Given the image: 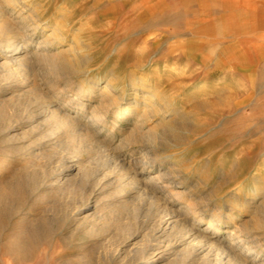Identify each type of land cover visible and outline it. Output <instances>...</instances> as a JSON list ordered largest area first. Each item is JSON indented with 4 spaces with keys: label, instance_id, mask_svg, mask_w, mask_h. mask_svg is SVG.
I'll return each mask as SVG.
<instances>
[{
    "label": "rangeland",
    "instance_id": "obj_1",
    "mask_svg": "<svg viewBox=\"0 0 264 264\" xmlns=\"http://www.w3.org/2000/svg\"><path fill=\"white\" fill-rule=\"evenodd\" d=\"M0 12L13 28L0 66L9 38L45 54L29 79L0 69V264H204L157 235L163 206L264 261V0H0ZM66 101L90 135L54 127L47 112ZM120 160L167 186L156 203Z\"/></svg>",
    "mask_w": 264,
    "mask_h": 264
},
{
    "label": "bare ground",
    "instance_id": "obj_2",
    "mask_svg": "<svg viewBox=\"0 0 264 264\" xmlns=\"http://www.w3.org/2000/svg\"><path fill=\"white\" fill-rule=\"evenodd\" d=\"M12 32H13L12 26L10 25L9 21L6 19V16L4 15V13L0 12V37L4 36L6 34L12 33ZM49 37L56 38V36L54 34L49 36ZM49 37L48 38L46 37L45 40L43 41V43L44 42L47 43L49 40ZM9 39H11V38H9ZM9 39H7L5 46L7 48L6 51H8L10 53V55H7V57H5V59H7V60H5V62L0 66V69L7 67L8 73L11 72V73L15 74V73L21 72L28 77L31 74L32 68L34 67L33 66L34 65V62H33L34 59L38 60L39 58H43V57H45V54H43L42 52H39V53L37 52V54L29 53L28 49H26L23 46L24 41H23L22 37H21V39H16L13 41H8ZM40 44L41 43H38L37 46L39 47ZM31 76H32V74H31ZM29 78L30 77H28V79ZM81 86L82 85H80V87ZM82 89L85 90V88H82ZM54 106H56V107L50 108V110H49V112H47V114L49 113V116L52 118V121L54 122L55 128H60V129L63 128L66 132L67 131L77 132V133H79V135H83V136L89 134L88 133L89 127L87 125H82L79 121V118H77L78 111L76 112V114L74 116H72L70 113L66 112V108H69V109L72 108V102L71 101H66L64 103V106H63L64 108L60 107L58 105H54ZM129 110L130 109H128V110L123 109L122 110V108L121 109L117 108V114H118V116L124 115V114L126 115V113L129 112ZM96 118L97 117L90 119V121H95V122L99 121ZM67 134H69V132ZM87 137H85V138H87ZM90 137H92V136H90ZM85 143H86V141H85ZM117 162L118 163H116V165H119L121 167V169L124 170L126 172V174L128 175L129 181L134 183L135 194H138L140 196L139 198H141V200L143 202L146 203V201H148V203H152V202L154 203L156 200H158V196H156V194H155L156 191H159L162 188H167V186H165L163 184L162 185L160 184L159 186L156 185L155 187H153L151 182L140 181L137 178L136 174H133L134 171H132L129 164H126L123 160H120V162L119 161H117ZM62 174H63V172H61L59 174V176H61ZM159 177H161V176H159ZM125 178H126V176H125ZM60 179H61V177H60ZM132 183H130V184H132ZM128 186H130V185H128ZM131 194H133V193H131ZM125 196H127L126 193H125ZM125 196L123 198H125ZM126 201H128V200H126ZM125 204H127V203H125ZM125 204H124V206H125ZM157 204L159 206V203H157ZM158 211H160V210H158ZM160 214H161V216H160L161 218H160L157 230H156L157 235L159 237L166 236V240H168V241L176 238L179 240V243H181V242L186 243L187 242L188 247L186 249H184V251H182V254H184V256H188V255L189 256L190 255L196 256V255L204 252V254H205V257L203 259L204 264H252L250 261H248L247 258H245L244 256L237 253L234 246L228 245V244L226 245L223 241H218L216 239L214 240L215 241L214 242L213 238L210 237L209 235H207L206 232L199 231L198 229L195 228L194 225H190V226L185 225V221H186L185 219L186 218H185L184 214H186V212L184 213V211L181 212L178 210L168 209L166 206H163L161 211H160ZM228 215H226V217ZM223 216L225 218V215H223ZM196 219L201 221V219L199 217ZM219 222L217 220H214V222L211 220L208 221L207 226H206V230L212 231L213 234L215 233L217 235L221 234V233H226V231H227L226 229L224 230L218 226L220 224ZM214 237H215V235H214ZM237 238H238V241L236 243V247H239L241 249L244 248L245 251H252L254 253H257L256 251H254V249L252 247H250L248 245V243H246L247 241L245 242V240L247 239L246 236H243V237L238 236ZM178 255H179V253H178ZM259 264H264V261L260 262Z\"/></svg>",
    "mask_w": 264,
    "mask_h": 264
}]
</instances>
